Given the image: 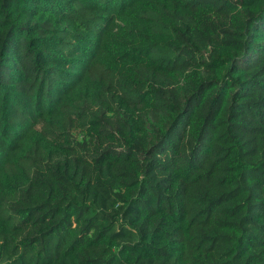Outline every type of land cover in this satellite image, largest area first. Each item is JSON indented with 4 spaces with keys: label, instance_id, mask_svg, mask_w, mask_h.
<instances>
[{
    "label": "trees",
    "instance_id": "obj_1",
    "mask_svg": "<svg viewBox=\"0 0 264 264\" xmlns=\"http://www.w3.org/2000/svg\"><path fill=\"white\" fill-rule=\"evenodd\" d=\"M0 264H264V0H0Z\"/></svg>",
    "mask_w": 264,
    "mask_h": 264
}]
</instances>
